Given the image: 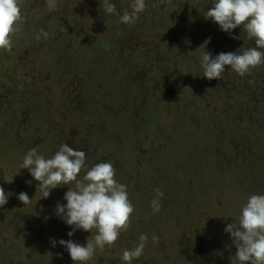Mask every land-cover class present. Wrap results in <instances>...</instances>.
Here are the masks:
<instances>
[{
    "label": "rangeland",
    "instance_id": "obj_1",
    "mask_svg": "<svg viewBox=\"0 0 264 264\" xmlns=\"http://www.w3.org/2000/svg\"><path fill=\"white\" fill-rule=\"evenodd\" d=\"M112 2L117 12L129 10L130 0ZM145 3L125 24L102 0H57L51 12L47 0H19L21 31L10 51L0 50V186L11 193L0 207V264H75L59 240L91 238L83 230L69 237L72 226L57 215L75 184L41 198L39 182L22 168L33 148L51 158L64 143L84 151L89 166L110 161L134 205L128 229L86 264H126L123 251L141 234L148 240L132 264H231L228 213L264 194V64L243 77L226 66L221 80L207 79L204 50L213 58L239 54L255 41L241 27L226 33L207 19L212 0ZM14 105L24 122L8 132ZM144 106L150 128L131 134L125 127L133 117L143 121ZM27 117L38 124L25 127ZM21 192L30 204L18 199Z\"/></svg>",
    "mask_w": 264,
    "mask_h": 264
},
{
    "label": "clouds",
    "instance_id": "obj_2",
    "mask_svg": "<svg viewBox=\"0 0 264 264\" xmlns=\"http://www.w3.org/2000/svg\"><path fill=\"white\" fill-rule=\"evenodd\" d=\"M102 3L107 14H118L112 0H102ZM47 7L49 12L53 11L57 0H47ZM128 7L129 10L120 15L121 23H134L145 10L146 3L145 0H130ZM205 17L226 33L241 27L247 38L255 41V47L239 50V54L221 52L214 58L212 53L204 50L199 61L204 77L221 80L226 66L243 77L264 64V0H212V7L206 11ZM22 20L19 0H0V50H11V37L21 31ZM41 33L47 36L43 29ZM36 39L39 40L40 35ZM22 168L28 169L39 182L37 191L41 198H47L52 189L75 184L64 196L66 205H56L57 215L72 226V231L67 233L69 237L77 230L92 233L86 244L71 239L59 240L75 264H86L97 248L103 250L105 246L114 245L121 232L128 229L134 205L129 199L127 186L115 178L116 169L110 161L89 166L84 151L64 143L51 158H45L33 148L24 156ZM12 180L10 177L5 181L11 183ZM9 195L11 193H6L0 186V207L7 204ZM162 196L163 193L156 189V197ZM18 199L25 206L31 203L24 192L19 193ZM152 205L154 212L160 211L159 199H154ZM228 217L233 218L234 223L228 224L224 231L230 233L236 248L235 255L230 257L231 264H264V194L250 195L239 214L229 212ZM152 239L156 241L158 237L154 235ZM147 240V234H141L135 247L123 251L122 260L132 264L134 259L140 258ZM52 243L55 246L56 241Z\"/></svg>",
    "mask_w": 264,
    "mask_h": 264
},
{
    "label": "flooded vegetation",
    "instance_id": "obj_3",
    "mask_svg": "<svg viewBox=\"0 0 264 264\" xmlns=\"http://www.w3.org/2000/svg\"><path fill=\"white\" fill-rule=\"evenodd\" d=\"M118 14H114L115 15V17H120V15H122V13L121 12H117ZM98 31H99V33L100 32H102L103 33V31L101 30V28H99L98 29ZM98 42H99V40H96L95 42H93L92 43V46L94 47V48H96L95 47V45H98ZM98 46H101V45H98ZM97 49V48H96ZM98 50V49H97ZM100 51V50H99ZM143 61V60H142ZM142 101H146L147 102V100H145V99H141ZM70 101V100H69ZM71 101H74L73 99H71ZM45 102L47 103V104H49V101L47 100V98L45 97ZM76 104V103H75ZM75 104H69V107H71V106H73L72 108L74 109V112H76V110L78 109V106H75ZM254 106H256V104H252V107H254ZM67 107H68V105H67ZM13 109L11 110L10 109V113H9V115L6 117L7 118V124L5 125V128H6V126L8 125L9 127H10V129L8 130V132H13V130H14V127H15V124H16V126L18 125V123L20 124V123H22V122H24V118H22V115H23V112L20 110V109H18V108H16V106L14 105V107H12ZM53 109V108H52ZM252 110L253 109H251L250 110V113H253L252 112ZM144 111H147V109H146V106H144V108L141 110V117L143 118L142 120L143 121H141L140 123H138L137 125H136V122H135V118L133 117L132 119H130V124H127L126 126L127 127H125L126 129H129L128 131H130V133L132 134V133H134V132H136L137 131V129H146L147 127L148 128H150V120H149V118L147 117V118H145L144 116H143V113H144ZM69 113H72L71 111L69 112ZM76 116H78V118H81L79 115H76ZM28 118V117H27ZM137 118H139V116L137 117ZM132 120H133V122H134V125H131V123H132ZM140 121V120H139ZM29 122H30V119L28 118L27 119V121L25 122V123H23V125L25 126V127H29V128H31V126L34 124H38V122H39V120H35L34 122H31L32 124H29ZM142 123V124H141ZM249 124L251 125V121L249 122ZM146 125H148V126H146ZM21 126V125H20ZM20 126H18V127H20ZM146 126V127H145ZM250 127V126H249ZM106 139V138H105ZM3 141H7V143H9V140H6V139H2ZM103 142V141H102ZM86 236H90L91 237V235L88 233Z\"/></svg>",
    "mask_w": 264,
    "mask_h": 264
},
{
    "label": "trees",
    "instance_id": "obj_4",
    "mask_svg": "<svg viewBox=\"0 0 264 264\" xmlns=\"http://www.w3.org/2000/svg\"><path fill=\"white\" fill-rule=\"evenodd\" d=\"M65 252H66V251H65ZM45 257H47V258H48V256H44V258H45Z\"/></svg>",
    "mask_w": 264,
    "mask_h": 264
}]
</instances>
